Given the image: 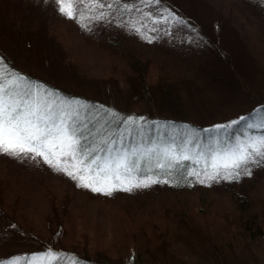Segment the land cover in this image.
<instances>
[{"label": "rangeland", "instance_id": "rangeland-1", "mask_svg": "<svg viewBox=\"0 0 264 264\" xmlns=\"http://www.w3.org/2000/svg\"><path fill=\"white\" fill-rule=\"evenodd\" d=\"M83 2L85 18L78 23L62 16L52 0H0V53L21 73L34 79L112 101L124 111L171 117L179 111L201 131L214 125H227L264 103V0H166L179 9V18L158 25H153L152 20L159 18V12L147 10L149 4L143 0L132 2L141 11L133 9L124 15L117 10L123 5L117 6L111 0H106L113 4L111 8L97 7L94 12L87 8L88 0ZM101 12L107 20L116 22L87 19ZM121 21L132 22L137 27L139 22H144L148 28L141 27V34H136L130 30L131 24L128 28L119 27ZM153 27L159 30L150 31ZM136 68L146 70L143 79L138 77ZM143 82L148 85L149 93L142 96ZM242 132L260 136L244 127L234 128L231 136L223 133L213 136L223 146L232 143V136ZM204 141L210 142L203 138ZM206 182L213 189L203 196L170 192L144 198L157 186L153 184L152 188L134 189L131 193L115 191L111 197L96 192L95 200L83 196L87 193L81 190L87 191L86 188L77 187L76 181L40 158L18 160L0 155V205L15 218L13 224L33 229L40 237L48 230L56 233L59 227L65 231L62 240L69 246L74 245L78 250L85 246L83 249L90 253L98 251L123 260L132 250L137 259L135 248L146 247L153 226L162 231L157 242L174 248L176 257L164 247L166 253H157L159 249H156L154 259L150 255L143 264H205L197 255L203 253L202 244L208 243L205 238L192 233L172 238L164 236V232H177L182 224L168 214L167 208L172 205L196 212L199 216L195 223L203 230L210 232L225 227L221 216L231 208L230 200L222 192L226 187L224 180ZM257 186L256 193L264 195V180ZM64 198L68 199L65 204L70 212L66 218L62 216L67 209L62 213L59 206ZM203 204L206 206L201 209ZM154 209L159 213H152ZM0 218L7 219L1 214ZM61 223L64 225L59 226ZM7 226L4 223L0 227L3 242L7 241L8 235L4 233ZM138 228L147 237L133 238ZM222 230L221 234L228 240L229 236ZM220 231H214L217 233L214 240L222 241ZM17 239L12 238V243L22 246ZM255 243V249L251 250L245 245L231 251L228 247L226 261L264 264V240ZM149 246L154 252L156 245ZM208 261L222 263L209 256ZM21 264L27 262L22 259ZM35 264L74 263L45 257L37 259Z\"/></svg>", "mask_w": 264, "mask_h": 264}, {"label": "snow or ice", "instance_id": "snow-or-ice-1", "mask_svg": "<svg viewBox=\"0 0 264 264\" xmlns=\"http://www.w3.org/2000/svg\"><path fill=\"white\" fill-rule=\"evenodd\" d=\"M52 2L66 19L79 23L85 18L83 0ZM143 2L151 4L153 0ZM154 2L159 4L160 0ZM120 3L121 0H113L117 6ZM113 4L106 0H88L87 8L94 12L97 7L111 8ZM123 11H131L126 2ZM87 19L116 22L107 20L103 12ZM177 19L162 17L153 19L152 24ZM139 23L137 27L132 22L121 21L118 26L128 28L131 24L130 30L141 34V27L147 29L148 26ZM241 124L246 129L264 132V110L213 129H177L175 125L150 123L143 117H126L103 106L68 99L0 61V155L18 160L40 158L55 171L76 181L77 187L106 196L115 191L131 193L134 189L171 182L162 179L161 174L173 177L177 186L190 176L199 183L221 179L239 182L242 176L250 177L254 168H264V135L242 132L232 136V143L223 146L212 135L231 136L232 130ZM205 136L210 142L202 143ZM185 162L197 167L185 168ZM59 255L49 252L41 256L15 257L0 264H21L22 259L27 264H35L37 259Z\"/></svg>", "mask_w": 264, "mask_h": 264}, {"label": "trees", "instance_id": "trees-1", "mask_svg": "<svg viewBox=\"0 0 264 264\" xmlns=\"http://www.w3.org/2000/svg\"><path fill=\"white\" fill-rule=\"evenodd\" d=\"M135 0H121V4L124 5L126 2L128 6L131 8V10H137L138 6H136V3H132ZM166 0H160L159 4L156 3H151L146 7L147 10L151 11H156L159 12V18L161 17H178L177 11L179 9H176L175 6H172L170 3H166ZM154 2V0H153ZM111 3H113V0H111ZM121 14H128V11H123V8L119 10ZM173 12V13H172ZM166 13V14H165ZM165 14V15H163ZM188 26L190 27V23H188ZM114 44V43H112ZM134 60L137 62L138 60L134 58ZM0 61L4 62L5 65L9 66L12 70L15 72L21 73L18 68H16L11 61L8 60V58L0 53ZM138 77H141L142 79L144 78L146 74V70L143 68H136ZM26 77L31 78L32 81L42 83L46 85L47 87L56 90L61 96L66 97L71 100L75 101H80V102H86L88 104L96 105V106H103L107 109L113 110L115 113H118L122 116L126 117H143L145 118L148 122H158L159 124H168V125H175L177 129H191V130H200L198 127H195L191 125L190 121L187 118H184L183 114H181L179 111L174 114L175 117L171 116H166V115H154V114H148V113H136L134 111H124L120 110L123 108H120L116 105V103L111 102H106L102 101L100 99H95L91 98L89 96H85L83 94H78L71 92L70 90L55 86L50 83L42 82L40 80L34 79L31 77V75L23 74ZM148 85H146L145 82L141 83L140 88L143 93L142 96L145 93H149L148 91ZM139 91V92H140ZM141 97L140 95H138ZM142 98V97H141ZM257 110H264V103L260 104L259 108L256 110H253L252 112L244 115L248 117H252L254 113H256ZM91 120V118H89ZM217 126L214 125L212 126V129ZM243 128L244 125L241 124L240 126ZM236 127V128H237ZM254 135L260 134L264 135V132L257 131L253 129ZM216 133H212V135H215ZM204 139L208 140L209 137L205 136L203 137ZM205 142V141H204ZM197 167V165L192 164L190 162H185V168H194ZM158 174H160V170L156 169L155 170ZM162 176V179H169L171 182L168 184L160 183L157 184V186H154L150 192H148L144 196H137V198L141 199L142 197L148 199V198H154L153 196L158 193L160 195H164L166 193H178L180 195L184 194H196L199 193L201 196L206 195V193H209V190L213 189L212 185L209 184L208 182L205 183H199L196 182L194 177H187V180H181L179 182V185L177 186V182L173 179L171 176ZM264 168H258L257 171H252V175L249 176H242L239 182L235 181H225L224 183L226 187L223 188L224 194H226L227 199H229V205H230V211L227 213H224V216H221L224 218V226L223 232L224 234L229 236L228 240L224 235L221 234V229H214V231H220V237L222 238L221 240H214L213 238L216 237L217 233L214 231H208V230H203L202 227H199L196 222L198 219L197 217L199 216L196 212H190L187 209V207H179L176 205H172L170 208H167L168 214L172 215V218L178 219L182 224L180 228H178L176 231L177 232H164V236L167 234L168 237L169 235L174 238H180L181 235H185L187 233H192L193 235H198L202 238H205L207 240V244H202L204 246L203 253L197 254L198 255V260L203 261L202 263L209 264L210 261L207 262V257L209 256V259L213 258L216 261H221V264H229L226 261V250H228V247L231 248V250H235L236 248L241 249L242 247H239L240 245H245L248 247L249 250L255 249V242L261 241L263 242L264 240V195L261 193H256L255 188H258L259 182L264 180ZM249 184H252V187H248ZM87 191H83L87 194H83V196L95 199L96 200V192H93L91 189L86 188ZM254 190V191H253ZM98 193V192H97ZM144 193V192H143ZM99 195L101 193H98ZM103 195V194H101ZM111 197V196H110ZM131 197V196H130ZM66 200L67 198H64L62 202L60 203V207L62 208V213L65 212V209H67L66 215L62 216V218L68 217V208ZM205 204H203V207L201 209L205 208ZM221 207V205H219ZM55 209V208H54ZM173 209L174 212L171 210ZM177 209V210H176ZM179 209V212H178ZM53 211V207L51 208ZM170 210V211H169ZM57 212L56 210H54ZM158 212L157 210H152V213ZM68 213V214H67ZM0 214L1 216L7 218L6 220L2 221L0 218V227L4 226V223L8 224L4 229V233L8 235L7 241L3 242L0 240V261H8L11 258L15 257H32L33 255H42L45 253H58L60 254L59 261L61 262H69V263H74L75 264H143L147 258L152 256L151 259L153 258V254L156 252H165V248L169 249L170 255L174 254V248L168 246H164L165 244H161L157 242L159 239L162 237V231L153 227L152 230H150V233L148 235L149 240H147L148 244L146 247L138 249L137 247L135 250L138 253L137 259L135 258V253L134 250H132L131 255L123 260L121 259H115V258H110L108 255H105L103 253H90L87 251V249H83L85 246L82 247L81 250L75 249L74 245L69 246L67 242H64V234L65 231L62 230L61 228L58 227L56 229V233L53 231L48 230L49 232H44L42 234V237H40V233H36L33 229L32 231L26 229L25 227L21 226L19 223L18 224H13V221H15L14 217H10L4 207L0 205ZM134 221H135V216ZM151 221V220H149ZM16 222V221H15ZM63 222V221H62ZM64 225L61 223L59 226ZM51 227V226H50ZM49 227V228H50ZM63 227V226H62ZM236 227V228H235ZM141 231V232H140ZM148 232V231H147ZM226 232V233H225ZM135 233V232H134ZM176 234V235H175ZM147 237V234L144 233V230L142 228H138V232L135 234H132L133 238L139 237V236ZM18 238L17 240L20 241L22 246H16L12 240V238ZM173 238V237H172ZM63 239V240H62ZM155 241V243H154ZM34 242V243H33ZM45 242V243H44ZM45 244V245H44ZM47 244V245H46ZM156 245L154 247V252L153 248L149 245ZM235 245V248H232L233 245ZM149 246V247H147ZM19 247V248H18ZM165 247V248H164ZM156 249H159L158 251L155 252ZM161 249V250H160ZM174 257H176V254H174ZM202 258V259H200ZM206 259V261L204 260ZM159 259H156V261ZM214 262V261H212Z\"/></svg>", "mask_w": 264, "mask_h": 264}]
</instances>
